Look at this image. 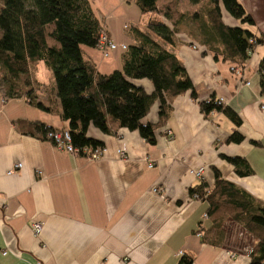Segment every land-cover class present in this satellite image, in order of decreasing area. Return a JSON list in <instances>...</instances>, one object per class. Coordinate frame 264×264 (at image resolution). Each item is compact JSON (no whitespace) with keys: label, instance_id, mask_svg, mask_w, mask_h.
<instances>
[{"label":"crops","instance_id":"1","mask_svg":"<svg viewBox=\"0 0 264 264\" xmlns=\"http://www.w3.org/2000/svg\"><path fill=\"white\" fill-rule=\"evenodd\" d=\"M87 1L109 40L133 44L129 29L142 28L133 0ZM237 1L252 23L222 11L224 24L262 38L264 0ZM164 47L181 59L196 97L186 92L173 100L152 146L136 131L103 134L90 125L86 136L104 149L99 159L90 160L24 132L19 122L67 130L50 70L35 72L36 101L43 109L0 91V264H176L181 257L191 258V264H251L249 254L258 240L230 218L220 224V240L203 236L198 229L210 225L208 203L191 199L189 190L199 185L209 190L218 174L264 202V97L258 70L264 42L254 45L240 67L247 86L185 34ZM81 50L99 74L122 69L121 51L103 57L95 48ZM134 83L147 94L153 91L147 80ZM210 96L223 99L240 119L238 127L223 112L199 110L198 103ZM158 106L157 101L150 107L143 123L157 122ZM235 130L243 140L226 143ZM117 149L127 158L120 159ZM232 157L243 158L251 173L237 175L227 160ZM16 163L21 167L7 174ZM199 167L204 168L201 180L189 174ZM155 186L163 189V197L152 192ZM33 222L42 223L38 239L30 230Z\"/></svg>","mask_w":264,"mask_h":264},{"label":"trees","instance_id":"2","mask_svg":"<svg viewBox=\"0 0 264 264\" xmlns=\"http://www.w3.org/2000/svg\"><path fill=\"white\" fill-rule=\"evenodd\" d=\"M133 1L143 30L129 29L134 42L122 52V69L99 74L81 50L83 46L96 49L100 32L104 31L87 0H1L0 84H4V94L25 98L29 104L43 109L35 94V72L42 62L52 73L60 118L67 124L74 147L103 148L102 143L86 136L90 125L103 134H113L120 128L136 131L152 146L154 133L166 123L173 100L186 92L196 97L181 59L164 45H173L176 35L185 34L203 46L214 61L240 68L249 58L247 51H253L254 45L262 42V38L222 21L221 13L225 11L236 20L252 23L237 0ZM250 39L255 44H249ZM259 67L264 69V60ZM138 80L149 81L152 93L147 94L135 85ZM260 94L264 97L262 83ZM157 101V122L143 123ZM198 106L204 115L223 112L235 126L240 124L238 116L214 96L200 101ZM18 125L42 140H46L47 132L55 130L40 122ZM242 140L243 136L235 130L225 142ZM227 160L237 175L251 173L243 158ZM189 193H197L201 198L206 194L202 199L208 203L206 216L210 225L198 232L218 241L221 222L230 218L258 240L249 254L251 264L264 261V202L218 174L209 190L199 185L190 188ZM191 262V258L181 257L176 264Z\"/></svg>","mask_w":264,"mask_h":264},{"label":"built area","instance_id":"3","mask_svg":"<svg viewBox=\"0 0 264 264\" xmlns=\"http://www.w3.org/2000/svg\"><path fill=\"white\" fill-rule=\"evenodd\" d=\"M126 28V26H124ZM262 42H264V36L262 37ZM249 44H255L254 39L249 40ZM96 49L101 53L103 57H108L111 55L113 52L116 51H121L124 52L127 49V45L122 43V44H117L107 38V35L104 31L100 32L99 35V40ZM253 51L248 50L247 55L251 56ZM231 71L239 77L238 80L240 81V85H248L249 83L247 81H242L243 79V74L242 70L240 68H231ZM260 78H261V83L264 85V69L259 70ZM241 77V80H240ZM218 103L223 104V99L219 98ZM261 110L264 111V104L260 106ZM46 140L49 141L57 150L65 151L71 155H78V156H83L87 159L90 160H96L99 159L103 152V148H88V147H82V148H76L71 144V139H70V134L67 130H53L49 131L46 133ZM117 156L120 159H126L127 156L125 152L121 149H117L116 151ZM21 167L20 163H16L13 165V167L7 172V174H12L14 173L15 170H18ZM148 167H151L149 164ZM203 167H199L195 170L190 169L189 174L192 175L195 179L201 180L202 179V173H203ZM38 175H40V172H37ZM152 192L154 194H157L161 197H163V189L160 187H153ZM207 193V192H206ZM191 199L193 200H201L202 198H205L206 194L203 195L201 198L198 196L197 193L190 194ZM42 229V223L41 222H33L30 225V230L34 238L38 239L41 233ZM32 264H41L39 260H35ZM260 264H264V261L261 262Z\"/></svg>","mask_w":264,"mask_h":264},{"label":"rangeland","instance_id":"4","mask_svg":"<svg viewBox=\"0 0 264 264\" xmlns=\"http://www.w3.org/2000/svg\"><path fill=\"white\" fill-rule=\"evenodd\" d=\"M0 6H1V0H0ZM141 28V27H140ZM142 30H143V28H141ZM44 64L41 62V63H39L38 64V68L40 69V71L41 72H44L43 70H48L49 71V69L48 68H46L45 67V69H44ZM260 68V67H259ZM259 68H258V70H259ZM41 77H44V75H43V73L41 74ZM4 84H0V91H2L3 92V90H4V86H3Z\"/></svg>","mask_w":264,"mask_h":264}]
</instances>
